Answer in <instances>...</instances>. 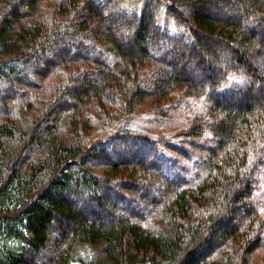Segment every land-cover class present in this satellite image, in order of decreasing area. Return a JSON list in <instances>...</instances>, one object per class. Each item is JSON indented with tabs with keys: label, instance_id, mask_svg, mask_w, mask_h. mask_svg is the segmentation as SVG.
<instances>
[{
	"label": "trees",
	"instance_id": "obj_1",
	"mask_svg": "<svg viewBox=\"0 0 264 264\" xmlns=\"http://www.w3.org/2000/svg\"><path fill=\"white\" fill-rule=\"evenodd\" d=\"M87 242L264 264V0H0V264Z\"/></svg>",
	"mask_w": 264,
	"mask_h": 264
},
{
	"label": "rangeland",
	"instance_id": "obj_2",
	"mask_svg": "<svg viewBox=\"0 0 264 264\" xmlns=\"http://www.w3.org/2000/svg\"><path fill=\"white\" fill-rule=\"evenodd\" d=\"M167 25H168V29L173 32V33H178V29L175 27V25H173V22L171 20H167ZM151 103L146 104V106L150 105ZM173 113V114H172ZM183 113L181 111L179 112H171L169 114V116L172 119H180L183 118L184 115H182ZM166 116V115H164ZM144 118H148V117H144ZM161 119H166V117L164 118L162 116ZM160 128V126H159ZM172 126H170L169 123H167L164 128H161L162 132H166L168 134H170L172 131ZM141 219V216L139 217V221ZM142 223H144L147 228L158 235H161L162 233H168L169 229L166 226V224H164L161 219L158 217V215L155 214H151L145 221H142ZM74 258H73V264H84L85 262H96V263H100L99 261L104 260V252H103V247L102 246H93L91 243L87 242V243H80L77 245V247L74 249ZM220 259V258H219ZM222 262L224 257L221 256ZM218 264H221V262H219Z\"/></svg>",
	"mask_w": 264,
	"mask_h": 264
}]
</instances>
